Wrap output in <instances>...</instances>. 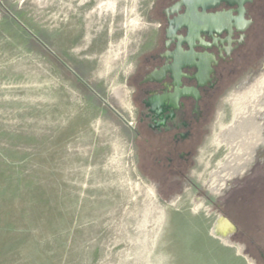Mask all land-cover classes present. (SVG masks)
Wrapping results in <instances>:
<instances>
[{"label":"rangeland","instance_id":"1","mask_svg":"<svg viewBox=\"0 0 264 264\" xmlns=\"http://www.w3.org/2000/svg\"><path fill=\"white\" fill-rule=\"evenodd\" d=\"M154 2L0 0V264H260L264 142L210 187L219 134L255 110L264 127V68L221 95L185 179L148 169L129 81ZM225 216L239 240L213 233Z\"/></svg>","mask_w":264,"mask_h":264},{"label":"flooded vegetation","instance_id":"2","mask_svg":"<svg viewBox=\"0 0 264 264\" xmlns=\"http://www.w3.org/2000/svg\"><path fill=\"white\" fill-rule=\"evenodd\" d=\"M152 9L157 35L129 81L133 129L142 137L147 168L179 184L221 95L251 81L244 91L263 76L256 74L264 68V0H155ZM227 228L226 236L239 240V228ZM253 251L264 264V242L254 243Z\"/></svg>","mask_w":264,"mask_h":264},{"label":"bare ground","instance_id":"3","mask_svg":"<svg viewBox=\"0 0 264 264\" xmlns=\"http://www.w3.org/2000/svg\"><path fill=\"white\" fill-rule=\"evenodd\" d=\"M255 112L256 110L248 115L244 113L238 115V118L219 134L218 141L224 147V151L221 153L223 159L218 168L212 171L216 183L211 184V190H219L228 177L242 171L251 161L256 146L264 142V128L260 120L255 119ZM225 218L221 217L217 220L213 228L215 233L224 235V233H227L228 226L233 228L230 220Z\"/></svg>","mask_w":264,"mask_h":264},{"label":"water","instance_id":"4","mask_svg":"<svg viewBox=\"0 0 264 264\" xmlns=\"http://www.w3.org/2000/svg\"><path fill=\"white\" fill-rule=\"evenodd\" d=\"M227 218V217H226ZM231 222V221H230ZM231 224H232V226H233V228L235 227V225L231 222ZM213 233H214V230H213ZM216 235H218V236H221V237H225L226 236V234H224V235H220V234H216Z\"/></svg>","mask_w":264,"mask_h":264},{"label":"trees","instance_id":"5","mask_svg":"<svg viewBox=\"0 0 264 264\" xmlns=\"http://www.w3.org/2000/svg\"><path fill=\"white\" fill-rule=\"evenodd\" d=\"M60 64H62V65H64V61H62V60H60ZM239 227H240V225H238ZM253 234V233H252ZM254 235V234H253ZM251 238L253 237V236H250ZM253 239H254V237H253ZM255 240V239H254Z\"/></svg>","mask_w":264,"mask_h":264}]
</instances>
